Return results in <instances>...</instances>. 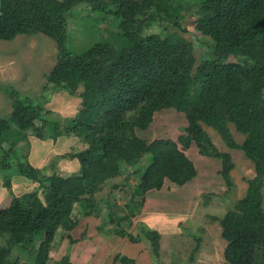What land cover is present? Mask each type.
<instances>
[{
    "label": "trees",
    "instance_id": "1",
    "mask_svg": "<svg viewBox=\"0 0 264 264\" xmlns=\"http://www.w3.org/2000/svg\"><path fill=\"white\" fill-rule=\"evenodd\" d=\"M84 3L95 12L121 21L118 32L108 30L110 37L100 36L74 53L68 47L71 35L67 14ZM118 4L133 5L143 19L112 9ZM167 6L168 0H0V40L44 34L55 41L57 63L48 83L57 91L81 98L78 115L64 129L82 136L97 156L80 175L57 179L55 174L44 177L29 164H14V152L2 147L7 187L16 174L32 180L42 176L49 182L45 200L30 191L14 196L8 207L0 209V235L11 236V245L35 254V264L49 261L51 244L60 227L68 232L76 226L77 220L72 217L75 203L85 210L93 207L86 199L87 189L122 174L121 162L129 150L133 165L139 163V155L150 152L152 156L135 189L136 196L161 189L167 179L178 185L193 180L197 169L186 154L193 143L201 154L222 159L221 175L228 189H233L232 155L216 147L203 123L215 128L229 148L241 149L253 162L256 173L248 180L244 197L220 219L221 235L227 243L225 262L264 264V0H202L204 29L219 47V55L199 65L191 45L162 44L159 35L147 37L139 26L134 28L147 19L161 18ZM169 10L171 14L174 11ZM230 55L247 57L254 66L230 61ZM72 74L77 75L74 83L70 82ZM6 92L13 100V110L7 117L0 111V143L5 126L9 122L22 124L29 112L50 129L58 130L59 122L49 117L43 102L12 87ZM169 108L184 112L187 118L186 132L178 142L162 138L148 144L137 135L136 129L147 128L156 112ZM229 123L245 135L242 143L233 137ZM107 203L111 206L109 200ZM109 216L119 236H127L134 243L149 240L155 264H168L162 259L161 234L157 230L140 224L139 234L135 235L121 226L112 210ZM38 238L42 240L39 245ZM198 247L199 243L195 250ZM115 259L137 264L125 255ZM0 264H9L2 247ZM60 264H70L68 254ZM169 264L179 263L172 260Z\"/></svg>",
    "mask_w": 264,
    "mask_h": 264
},
{
    "label": "rangeland",
    "instance_id": "2",
    "mask_svg": "<svg viewBox=\"0 0 264 264\" xmlns=\"http://www.w3.org/2000/svg\"><path fill=\"white\" fill-rule=\"evenodd\" d=\"M111 7L134 15L138 20L143 19L133 5ZM91 8L89 3H84L67 14L68 32L71 35L68 47L74 53L78 47L92 44L100 36L110 37L108 30L118 32L121 18L95 12ZM167 9L161 18L147 19L139 25L135 24L134 28L139 26L147 37L159 35L162 44L191 45L197 59L196 65L204 59L218 57L219 47L215 46L211 34L204 29L202 0H168ZM169 9H174L172 14ZM228 60L240 62L248 68L254 66V62L243 56L230 55ZM56 63V43L44 34L20 35L12 41L0 40L1 113L7 117L13 110V100L6 92L12 87L43 102L44 110L50 112L49 117L60 124L58 130L50 129L47 123L29 112L22 124L9 122L5 126L0 143V209L8 207L14 196L30 191L37 192L45 200L49 185L48 179H42V176L39 180H32L16 174L10 179L11 186L7 187V179L2 171V147L14 152L11 155L14 164H29L44 173V177L55 174L57 179L80 175L97 158L90 152L82 136L64 129L78 115L81 98L63 90L57 91L49 85L48 76ZM76 79V74L70 76L71 83ZM187 124L184 112L173 108L163 109L154 114L147 128L136 129V133L148 144L162 138L178 142V137L185 134ZM228 125L235 140L242 143L245 135L237 131L233 123ZM203 127L220 151L232 155L235 163V168L231 170L233 189H228L221 175L222 159L201 154L193 143L186 150L197 169L193 180L178 185L167 179L161 189L136 196L135 189L152 156L150 152L142 157L139 155V163L133 165L129 150L121 162V175L87 189L86 199L93 207L85 210L79 202L73 205L72 217L77 224L68 232L61 227L57 230L46 264H60L66 254L69 255L70 264H131L115 259L117 255L135 259L137 264H155L150 241L134 243L127 236H119L115 231L118 228L110 222V210L129 233L139 234L140 224L157 230L161 234L162 259L168 264L172 260L179 264H226L224 249L227 243L221 235L220 219L244 197L248 180L256 174L255 167L241 149L229 148L215 128L205 123ZM43 182L48 185L45 186ZM107 200L111 206H108ZM10 242L11 236L0 235V247L9 264H35V254L29 255ZM41 242L38 238L37 245ZM198 243L199 247L195 250Z\"/></svg>",
    "mask_w": 264,
    "mask_h": 264
}]
</instances>
